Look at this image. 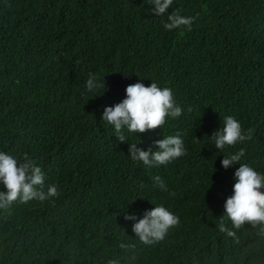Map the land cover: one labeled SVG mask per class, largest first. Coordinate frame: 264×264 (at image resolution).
<instances>
[{
	"label": "trees",
	"instance_id": "obj_1",
	"mask_svg": "<svg viewBox=\"0 0 264 264\" xmlns=\"http://www.w3.org/2000/svg\"><path fill=\"white\" fill-rule=\"evenodd\" d=\"M150 7L0 0V151L33 158L45 188L61 192L0 209V264H264L259 226L236 230L238 242L217 226L239 167L224 169V155L244 148L240 163L264 174V0H174L168 13L198 14L190 31L164 29L167 15ZM89 73L100 84L91 92ZM139 80L170 87L183 114L120 142L103 107ZM228 115L253 136L221 152L210 136ZM177 132L185 156L155 168L130 158V143L155 151V140ZM156 175L168 191L154 187ZM161 203L180 225L142 245L124 216Z\"/></svg>",
	"mask_w": 264,
	"mask_h": 264
},
{
	"label": "clouds",
	"instance_id": "obj_2",
	"mask_svg": "<svg viewBox=\"0 0 264 264\" xmlns=\"http://www.w3.org/2000/svg\"><path fill=\"white\" fill-rule=\"evenodd\" d=\"M174 0H148L150 11L156 16L167 15L163 22L166 30L187 29L191 30L197 16L182 15V9L176 8L168 13ZM88 91L100 87L97 77L88 74L86 83ZM125 98L112 105L104 106L102 121L107 122L114 129V135L120 142L128 141L127 133H146L150 130L162 128L169 118L176 119L183 114V109L177 104L174 92L170 87H160L152 81L145 85L142 80L126 86ZM191 111V109H189ZM253 129L245 131L240 121L232 115L225 116L223 126L211 134L215 148L223 152L227 147L235 146L246 140H251ZM197 138V137H196ZM199 140V138H197ZM155 151L152 147L147 150L138 147L137 143H130L128 153L133 161L142 162L146 168H155L167 165L178 158L185 156L182 135L164 136L154 141ZM245 156V149L240 148L235 153L224 155L221 165L228 169L239 163L234 172L235 183L232 195L224 203V215L218 222V229L228 237L238 242L236 230L241 229L246 223L254 228L260 227V234L264 235V174L255 170L248 163H240ZM154 187L161 191H168L167 184L159 176H153ZM0 184L5 191H0V209L10 208L16 203L29 201H52L61 194L58 185L48 184L45 188V174L37 162L25 155L22 160L0 151ZM174 195V193H170ZM125 220L133 221L132 232L139 242L145 246H152L164 240L170 229L180 225V217L164 204H158L150 210H145L142 217L135 213L125 214ZM226 221L231 222V228ZM119 248L130 251L134 243H119ZM107 264H119L116 259L108 260Z\"/></svg>",
	"mask_w": 264,
	"mask_h": 264
}]
</instances>
